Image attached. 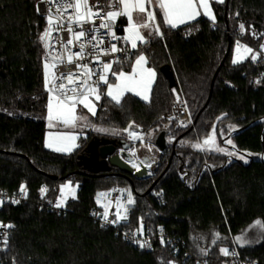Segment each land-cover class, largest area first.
I'll return each mask as SVG.
<instances>
[{"label":"trees","instance_id":"trees-1","mask_svg":"<svg viewBox=\"0 0 264 264\" xmlns=\"http://www.w3.org/2000/svg\"><path fill=\"white\" fill-rule=\"evenodd\" d=\"M212 9L214 21L198 19L177 28L167 26L154 9L161 38L139 46L156 72L149 100L126 94L116 104L101 89L89 122L109 131H88L72 153L59 154L44 146L47 61L41 36L46 21L37 14L35 0H0V188H27L24 202L0 209V219L10 225L6 264H224L220 249L230 247V240L254 221L264 222V160L259 158L264 155V54L256 61L231 62L238 41L254 53L263 38L264 0H225ZM125 24L118 19L119 36ZM241 24L244 34L237 28ZM138 52L113 71L129 70ZM164 66L174 74V88L161 74ZM174 92L184 97L195 123L173 132L177 141L157 154L151 177L137 178L116 167L91 174L78 165L77 155L93 136L120 139L110 130L129 121L142 132L160 128ZM213 128L220 141L231 139L233 150L248 161L217 154L204 158L194 150L192 144ZM162 130L167 136L162 128L156 135ZM65 181L77 185L75 198L58 210L40 208V186L49 188L54 201ZM112 186L128 187L135 197L127 222L118 229L100 227L90 215L96 193ZM137 229L161 232L178 252L156 239L145 252L120 234ZM216 233L220 239L213 243ZM237 249L241 259L264 264V231L257 245Z\"/></svg>","mask_w":264,"mask_h":264},{"label":"snow or ice","instance_id":"snow-or-ice-1","mask_svg":"<svg viewBox=\"0 0 264 264\" xmlns=\"http://www.w3.org/2000/svg\"><path fill=\"white\" fill-rule=\"evenodd\" d=\"M45 2H50V3H58V0H45ZM218 2H223V0H218ZM155 4L159 10L161 11L164 22L168 24L171 28H176L178 24L186 23L189 20L195 19L196 16L200 15L201 13L197 10L198 8H203L207 11H205L203 14L206 16H209L212 20L215 19L213 15H211L210 12V0H111V3L109 4V7H112L114 9H117L118 6L120 7L118 10H113V11H108L104 14V17H102L103 20L106 21H114L118 16H126L128 22H129V28L128 32L129 35L123 37L125 41H131V46L133 49L137 48V41H140L142 43H146L147 41L144 39V36L141 34L139 29L141 28H148L150 23H154L156 20V15L154 11H151L146 7V5L151 6ZM60 7H63L65 11L67 9L71 8L75 10V19H73L71 16L68 18V25L66 30L71 33L70 37L67 39V41L63 44V47L65 48L66 51H68L70 54L68 56V63H72V58L73 56L78 58V59H83L84 57V48L85 44L80 43L79 47L80 50L72 53L70 49L68 48V45L73 44V40H76L79 42L81 38L88 36L91 40H97V36L92 35L90 31L84 30L83 29V24L84 23H95L93 17H99L100 16V9L93 10L95 5H90L89 0H63L62 4H59L57 11H60ZM133 11H137L139 13H143L144 19L141 23H136L133 20ZM49 12H51V9H49ZM57 24H59V20L56 21ZM75 23L81 30L79 31H74L72 28V24ZM48 24L50 26L53 25V17L51 15L48 16ZM100 28L104 29H109L111 31V24L102 22L95 31L98 33ZM241 31H245L244 25H240ZM51 27L47 28L44 32V34L41 36V39L44 41H47L49 35H50ZM155 31L157 34L162 35L159 30V25H155ZM113 37L115 39H121L120 37H116L115 33H112ZM264 35V34H262ZM103 43V35L100 36V39L97 41L96 44H93L92 47L94 49H99V51L104 54L108 55L110 53H115L117 51H121V49H118L115 44H112L110 48H100V44ZM45 48L49 47V44L45 42ZM243 49L245 53H253V49L248 48L244 45H241L239 41L237 42V56L233 59V64L240 63L242 58L239 55L240 50ZM264 54V44H261V51L256 52L251 55V60L255 61L257 58L261 55ZM62 62V58H61ZM97 62L99 63L100 61L97 59ZM112 61L109 62H104L103 67L105 73L110 72L112 69ZM144 63H146V57L141 54L138 56L136 60V66L133 67L132 73L130 74H125L124 72H115L112 71L111 74L116 77V80L119 81V83H109L107 79L106 74H101L99 76V80L94 82V85H89L88 84V79H91V75L93 74L92 70L89 69L87 64H77L76 68L81 69L82 71L80 72H68V73H61L59 77H54V79H60L64 80L67 79L69 82L73 81V77L77 78V82L74 87L71 88H65V85L63 83H60L59 85L53 86V88L49 89V91H55L62 99L58 101V109H59V115L62 117L61 122L64 124H73L77 119H85L84 117H77L75 116V107L77 104H83L90 112L94 113V106L91 104L90 100L88 99V94L93 93L95 94V98L99 100L100 95H99V85L102 82L104 85L107 86V90L104 93L108 97L111 98L112 101H114L116 104L121 103V97L123 96L124 92H130V91H135L139 87H145L147 88L151 81H145L143 78L141 79H136V73L138 67L142 66ZM45 69L47 70L49 65L46 62L44 65ZM55 67V65H53ZM142 71H147L149 76L154 77L155 73L151 72L150 70H142ZM87 76V79H81V77ZM48 83L47 80V71H46V85ZM115 90V91H114ZM71 92L72 95L69 96L68 93ZM137 95L140 93L137 92ZM144 99H148L147 96L143 97ZM177 100L179 101V97H177ZM49 109V119H52V104L51 101L48 105ZM218 119H222L218 118ZM182 126H187L184 124V122H181ZM133 127L132 124L128 126V129H125L124 131H128L129 136L132 139H142V137L137 136L135 132L129 131ZM232 127V126H229ZM96 131L99 132H107L109 131L108 129H103V128H97ZM213 133H215V128H213ZM113 134H116L115 130H113ZM223 133H221L222 135ZM70 139L75 140L76 137H70ZM227 144H232L231 139H228L225 141ZM215 139L214 136H210L206 138L203 141V145H209V144H214ZM203 145L200 143H196L192 145V147H195L197 149L203 148ZM48 147H53L54 151H71V148H61V147H54L52 144H48ZM73 147H78V145H73ZM233 147H235L233 145ZM217 151L225 152V149L223 148H216ZM134 155V153H130ZM229 156L234 155L235 153L233 152H227L226 153ZM243 159V157H241ZM133 167H136L135 164H133ZM139 170V169H138ZM65 189H69L73 193V198L74 196V189H71L70 182L67 185H62L61 186V193L63 194ZM21 191H24V186H21ZM47 189L42 188L41 192L44 193L46 192ZM106 194L101 193L99 196H104ZM13 202H18V201H13ZM63 201L60 203H57L56 206L60 207L62 205ZM128 203L132 204L134 203L131 194L129 193L128 197ZM126 216H121L119 214V207L117 209V214H116V219L112 221H108V212L105 210L104 213V219L110 223H117L120 219H126ZM253 227H258L261 231H264V222L257 220L254 221ZM140 231V229H138ZM215 239L213 240V243H216V240L220 239L219 233L215 234ZM234 241L239 243L241 246H243L246 243H249L244 237L243 234L234 237ZM144 245L142 244L141 247ZM221 253L224 255H229V250L227 248H221L220 249ZM232 255H236L235 252L231 253Z\"/></svg>","mask_w":264,"mask_h":264},{"label":"built area","instance_id":"built-area-1","mask_svg":"<svg viewBox=\"0 0 264 264\" xmlns=\"http://www.w3.org/2000/svg\"><path fill=\"white\" fill-rule=\"evenodd\" d=\"M63 0H58V3H50L45 2V0H35L36 11L37 14L44 18L46 21V26L44 32L47 28L51 27L50 35L47 41L42 40L43 46V54L45 60L51 65V75L50 81L48 84V91L49 89L53 88L54 84L59 85L63 83L65 88L74 87L77 78L73 77V81L69 82L67 79L60 80L54 79V77H59L61 73H68V72H80L81 69H77V64H87L89 69L92 70L93 74L91 75V79H88L89 85H94V82L99 80V76L101 74H106L108 81L111 80V72L113 68L119 64L121 61L126 60L131 52L128 48L123 47L120 45L119 39H115L112 33H115V36L118 37L117 34V22L114 21H106L103 20L104 14L108 12V8L106 4L102 0H89L90 5H95L94 11L100 9V16L93 17L95 23H84L83 29L88 30L91 32L92 35L97 36V40H91L88 36L81 38L79 42L73 40L72 45H68V48L72 53H75L80 50V43L85 44L84 48V57L83 59H78L73 56L72 63H68V56L69 52L65 50L63 44L67 41L70 37L71 33H69L66 28L68 25V18L71 16L75 19V10L74 9H67L64 10L63 7H60V11H57L59 4H62ZM51 9V12H49ZM152 11V9H150ZM51 15L53 17V25L50 26L48 24V16ZM59 20V24L56 21ZM102 22L110 23L111 24V31L109 29L100 28L99 32L97 33L95 29L99 27ZM154 24V23H153ZM155 26V25H154ZM72 28L74 31L81 30L75 23L72 24ZM44 34V33H43ZM103 35V43L100 44V48H110L112 44H115L118 49L121 51H117L115 53H110L108 55L102 54L99 49H94L92 47L93 44H96L97 41L100 39V36ZM45 42L49 44L48 48H45ZM241 44V43H240ZM261 44H264V36L261 39L260 43L256 47V52L261 51ZM244 45V44H241ZM237 46V44H236ZM246 46V45H244ZM247 47V46H246ZM241 51H244L241 49ZM263 55V54H261ZM62 58V62H61ZM97 59L100 61L97 62ZM112 61V69L110 72L105 73L103 64L104 62ZM55 65V67H53ZM81 79H87V76L81 77ZM105 88V85L101 82L99 85V90ZM52 95L57 97L58 99H62L55 91H49ZM69 96L72 95L71 92L68 93ZM179 97V101L177 100ZM169 117L177 124L181 125V122H184L187 126L191 123V116L188 112L187 106L185 101L180 95L175 96L171 103H170V111L166 118ZM182 126V125H181ZM134 132V131H132ZM125 133V132H124ZM135 133H142V132H135ZM129 136V134H126ZM130 137V136H129ZM131 138V137H130ZM130 140V141H129ZM126 140L130 143V149L127 151L128 154L137 161V166L132 167L133 171L143 170L145 176H148L149 168L145 163H141L130 153H134L133 149L136 144L131 141V139ZM47 189L46 192L42 193L41 189ZM104 193L106 195L99 196V194ZM129 193H132L130 190H126L125 188L112 186L107 190L99 191L96 193L94 197L95 207L90 211V215L94 221L98 223L100 227L103 228H116L118 229L121 225L127 222L128 215L130 213V209L133 206L132 204L128 203ZM27 197V188L24 186V191H21V186L17 188L15 191L8 192L0 188V209L5 205H17L26 200ZM133 199V198H132ZM18 201V202H13ZM38 206L40 208L48 209V210H58L56 206V199L54 201L50 200L49 198V188L45 185H41L39 189V199H38ZM119 207V214L123 217L126 216V219H120L117 223H110L108 221H112L116 219L117 209ZM105 210L108 212V221L104 219ZM122 238L130 242L131 244L135 245L140 250L145 252H149L153 248V240L156 239L159 242H164L166 240L167 244H172L174 253H177V248H175L176 243L172 239H164V235L159 232L156 235H153L147 229H140V231H120ZM9 235H10V225L0 219V264L5 263V255L8 252L9 248ZM144 245L141 247V245ZM229 250V255L222 254L221 261L224 264H256L254 262H249L246 260L241 259L237 246L232 243L230 247L227 248ZM235 252L236 255H232L231 253ZM186 257H184V260ZM195 264H208L205 260L197 261Z\"/></svg>","mask_w":264,"mask_h":264},{"label":"rangeland","instance_id":"rangeland-1","mask_svg":"<svg viewBox=\"0 0 264 264\" xmlns=\"http://www.w3.org/2000/svg\"><path fill=\"white\" fill-rule=\"evenodd\" d=\"M214 1H218V0H210V3H213ZM217 3H219V2H217ZM146 6H148V5H146ZM120 7H122V6H118L117 9H114V8L110 7V11L118 10ZM156 8H157V6L155 4H153L151 6H148V9L149 10L152 9V11H154V12H155L154 9H156ZM202 10L203 11H207V10H205L203 8H202ZM210 12H211V15H213L211 6H210ZM133 13H135V14H133L134 15L133 16V20L135 22V20L137 21L139 19V15H141L142 13H139L137 11H133ZM137 13H139V14H137ZM203 16L207 20L212 21V19L209 16H206V15H203ZM196 17H199V16H196ZM128 28H129V25L126 28L125 36L129 35ZM237 28H238V30H239V32L241 34L245 33V31H243V32L241 31L240 25H238ZM149 32L152 35L153 39L161 38V35L156 33L155 26H154L153 23L149 24ZM143 36H144V39L147 42L150 41V38H149L148 35H143ZM123 41H125V40L123 39ZM125 42L128 43V46H129L128 50L130 52L131 51L138 52L139 51V46L138 45L139 44H143L142 42L137 41V48L133 49L132 46H131V41H125ZM236 49H237V46L235 45L232 48L231 62L237 56ZM254 53H256V51H254ZM254 53H245L244 51L240 50L239 55L242 58L241 62H243L248 57L251 58V55L254 54ZM141 54H143V53H141L139 51L135 55V57L132 60V63L130 65L129 70H120L118 72L122 71L125 74L132 73L133 67L136 66V60H137L138 56L141 55ZM259 57H263V55H260ZM259 57L257 59H259ZM45 63L46 62H44V65H45ZM44 65H43V87H44V90L47 92V104H46V113H45L46 132H45V135H44V146H45L46 149H48L50 151H53L55 153L70 154L76 149V147H73V145H77L78 140H79L80 137L84 138L87 135L88 131H92L93 130V131L96 132V129L99 127L97 124H94L93 122H89V120L91 118H94L95 115H96L98 104L100 103V99H101V92H100V90H98L99 91V95H100L99 100H97L95 98V94H93V93H89L88 94V99L90 100L91 104L94 106V113L95 114H93V112H90L88 110V108H86L83 104H77L76 107H75V113H74L75 116L84 117L85 119H77L75 121L74 125L71 124V123L70 124H64V123L61 122L62 117L59 115V109H58V101H60V99H58L57 97H55L54 95L49 93L48 88H47L48 84H49V81H50L51 65L48 63L49 67H48L47 70L45 69ZM142 70H150L151 72L155 73V76L151 77V76H149L147 71H142ZM46 71H47V80H48L47 85H46ZM141 78H143L146 82L147 81H151L150 85L147 88L139 87L135 91L124 92V94L121 97V99L124 97V95L131 94L133 96H136L137 98H139L143 102H147L149 100L151 87H152V85H153V83H154V81L156 79V72L151 66L148 65L147 59H146V63H144L142 66L138 67V69H137L136 79L139 80ZM114 82L115 83H119V81L116 80V77L111 74V80L109 81V83H114ZM106 90H107V86L105 85V88L103 90V94L106 92ZM137 92H139L140 94L137 95L136 94ZM177 95H179V93L178 92H174L173 98L175 96H177ZM144 96H147L148 99L147 100L144 99L143 98ZM180 96L185 101L184 97L182 95H180ZM105 97H107V98H109L111 100V98L108 97L107 95H105ZM50 101H51V104H52V119L51 120L49 119V109H48V105H49ZM189 114H190V111H189ZM166 120H167V122L162 124L160 128H156V129L150 128L149 130H147V132L144 131L142 133H136L137 136L142 137V139H132V138H130L129 136H127L124 133L125 132L124 130L128 129V126L130 124L133 125L131 131L136 132L137 129L140 128L139 126L135 125L133 123V121L127 122V124L125 125L124 128L111 129L110 130L111 131L110 133H112V134H113V130H115L116 134H113V135H118V138H120V139H125V140L131 139V141H133V143L136 142V144L134 146V149H133V152H134L135 157L138 159V161H140L141 163H145L148 166L149 173H148V176H146V177H151L153 175V173H152L153 163H154L155 157L158 154V150L153 145V136L156 135V132L159 129H161V128L165 129V130H168V134L166 136V143L169 146V145L173 144V142H174L175 135H173V132L175 130L185 129L188 126L192 125V118H191V123L188 126H186V127L177 124L175 121H173L169 117H167ZM233 128L234 127H231L230 129L233 130ZM73 136L76 137L75 140L70 139V137H73ZM210 136H214L215 143L214 144H209V145H203V141L206 138L210 137ZM226 140H228V138L224 137V139L222 141H220L219 138H217V136H215L213 131H210V133L205 138H203L201 141H198V142H195V143L192 144V145H194L196 143L202 144L203 145L202 150L201 149H197L195 147H192V148L194 150H196L197 152L201 153L202 156L205 155L204 158H207L210 154H212V155H216L217 154V155L225 156V157H228V158H231V159L240 160L243 163H246L248 161L247 156H244V155H242L240 153L235 152L233 150V144H231V145L227 144L225 142ZM48 144H52L54 147L71 148V151H54L53 147H48L47 146ZM216 148H223V149H225V152L217 151ZM227 152H233L235 154L232 155V156H229V155L226 154ZM241 157H243V159H241ZM259 158L264 160V155L263 156H259ZM69 182L70 181L62 182L58 186V192H57V196H56V204L60 203L61 201H63L62 205L60 207H57L58 209L62 208L67 200L73 199V193L69 189H65L63 194L61 193V186L62 185H67V184H69ZM154 182L156 184L157 179L154 180L152 182V184ZM70 185H71V189H74V196H75V194L77 192V189H78L77 185L73 184L72 182H70ZM118 187H120V186H118ZM122 188H125L126 190H130L128 187H122ZM131 193H132V191H131ZM132 198H133V201L135 202V197H134L133 193H132ZM133 206H134V203H133ZM261 233H262V231L258 227H253V224H252L249 227H247L244 231H242V233H239V234L234 236V237H236V236H239V235L243 234L245 239L247 241H249V243H246L243 246H241L239 243L234 241V237L230 240V242L234 243L237 247L255 246L261 240Z\"/></svg>","mask_w":264,"mask_h":264},{"label":"water","instance_id":"water-1","mask_svg":"<svg viewBox=\"0 0 264 264\" xmlns=\"http://www.w3.org/2000/svg\"><path fill=\"white\" fill-rule=\"evenodd\" d=\"M154 25H157L156 21ZM225 27L227 24L225 22ZM161 74L168 83L169 88H174L176 85L175 77L169 66L161 68ZM195 120H193L191 127L194 126ZM132 129V128H131ZM129 129V131H131ZM137 132H142L139 128ZM128 134V131H125ZM177 140L173 142V145ZM153 145L158 150L159 154L166 151V136L165 131H160L154 138ZM130 149V143L125 139H109L104 137L93 136L86 143L82 154L77 155V163L83 169L84 172L91 174L108 173L111 167H116L129 174L134 175L137 178L145 176L143 170L133 171V164L137 166V161L128 154ZM52 180H58L56 177H52ZM155 182L148 188L145 194H148Z\"/></svg>","mask_w":264,"mask_h":264},{"label":"crops","instance_id":"crops-1","mask_svg":"<svg viewBox=\"0 0 264 264\" xmlns=\"http://www.w3.org/2000/svg\"><path fill=\"white\" fill-rule=\"evenodd\" d=\"M105 4H106V6H107V8H108V11H110V7H109V4L111 3V0H102ZM225 1V0H224ZM224 1L223 2H219V3H217L218 1H214L213 3H210V6H211V9H212V4H222V3H224ZM146 7H148V6H146ZM159 12H160V14L162 15V13H161V11L159 10V8L157 7L156 8ZM201 14L200 15H198L199 17H196L195 19H192V20H189L188 22H186V23H182V24H178V26L177 27H180V26H184V25H187V24H190V23H192V22H194V21H196V20H198V19H206L203 15V13L205 12V11H203L202 10V8H198L197 9ZM212 12H213V9H212ZM133 14H135V13H132V15ZM137 14H139V13H137ZM144 15L145 14H141V15H139V19L136 21L135 20V22L136 23H141L142 21H143V19H144ZM134 16V15H133ZM213 16H214V13H213ZM119 18H123L124 20H125V22H126V24H125V26L123 27V33H122V35L121 36H119L118 35V37H120L121 39H119V42H120V45L121 46H123V47H126V48H129V46H128V43L127 42H125V41H123V37L125 36V31H126V28H127V26L129 25L128 23V20H127V18H126V16H123V15H121V16H118L115 20H114V22H117L118 21V19ZM162 19H163V21H164V18H163V15H162ZM207 20V19H206ZM209 21V20H208ZM212 21H214V20H212ZM165 23V22H164ZM166 24V23H165ZM167 26H169L168 24H166ZM170 27V26H169ZM176 27V28H177ZM139 31L141 32V34H143V35H148L149 36V38L151 39L152 38V35L150 34V32H149V27L148 28H141V29H139ZM147 43V42H146ZM144 44V43H143ZM143 44H139L138 46H140V45H143ZM113 79V78H112Z\"/></svg>","mask_w":264,"mask_h":264}]
</instances>
